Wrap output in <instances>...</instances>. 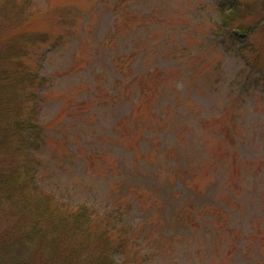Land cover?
Returning a JSON list of instances; mask_svg holds the SVG:
<instances>
[{
  "label": "rangeland",
  "instance_id": "obj_1",
  "mask_svg": "<svg viewBox=\"0 0 264 264\" xmlns=\"http://www.w3.org/2000/svg\"><path fill=\"white\" fill-rule=\"evenodd\" d=\"M34 1L39 18L29 33L44 32L48 39L31 49L28 64L47 79L39 91L38 117L49 124L40 135L47 143L36 148L40 161L34 172L36 183L70 205L85 202L98 210L123 192L128 200L123 222L138 225L139 243L150 256L146 264H264V24L250 36L252 47L247 50H229L220 42L214 51L210 43L219 0ZM196 32L201 38L193 36ZM144 34L148 40L142 39ZM257 56L260 65L249 74L260 73L259 81L253 88L245 86L250 91L237 112L238 125L232 126L231 112L225 111L234 103L226 96L229 82ZM214 64L218 65L213 74ZM130 66L138 67L137 73ZM155 68L168 78L147 74ZM121 78L134 79L133 90L142 89L144 95L131 105L129 94L112 111L107 99L126 86L116 82ZM86 98L88 103L82 105ZM131 108L130 117L117 123ZM182 109L191 111L194 129H177L184 118ZM177 112L182 115H176L179 120L173 123ZM224 125L236 134L231 148L245 159L241 168L226 159L217 162L227 154L224 148L230 141ZM211 133H222L226 143L218 146ZM183 134L193 135L217 168L210 167L213 179L202 176L189 186L203 194L181 210L185 199L178 190L183 181L169 168L178 156L202 164L196 148L185 151ZM176 137L180 147L166 152ZM97 152L104 161L93 155ZM152 184L157 186L153 189ZM149 189L179 209V220L171 205L165 211L166 225L155 237L160 247H153L148 226ZM0 221L6 224L2 217ZM33 246L34 242L18 248L12 244L2 250L0 264H28ZM111 256L118 261L122 255Z\"/></svg>",
  "mask_w": 264,
  "mask_h": 264
},
{
  "label": "trees",
  "instance_id": "obj_2",
  "mask_svg": "<svg viewBox=\"0 0 264 264\" xmlns=\"http://www.w3.org/2000/svg\"><path fill=\"white\" fill-rule=\"evenodd\" d=\"M227 1L229 0L218 1V22L215 23V38L210 44L214 51L217 50L216 45L220 42L229 50L231 48V50L235 49L234 51L247 50L252 47L251 43H248L250 36L259 32L258 27L264 24V0H230V3L226 4ZM36 6L38 4L34 0L0 2V217L6 222L2 224L0 221V257L2 250L4 252L12 244L18 248L34 242L35 246L31 249L32 254L27 261L28 264H146L148 260L146 258L150 256L144 252L143 245L139 243L138 234L141 232L138 225L132 226L123 222L126 212L123 206L128 203L123 192L116 194L107 208L98 210L85 202L70 205L59 194L44 190L36 183L34 172L36 165L40 164L36 157V148L47 143V138H41L40 135L49 125L41 123L38 117L42 97L39 91L46 86L47 79L39 77L31 64H28V60L34 53L31 49L40 47L48 39V35L44 32L29 33V29L38 17L34 12ZM205 32L206 35L210 33ZM201 35L198 32L193 34L195 38H201ZM142 39L148 40L149 35L144 34ZM219 54L221 55L220 52L217 53ZM259 56L252 62L244 64V67L229 82L231 91L226 96L234 98V103L228 105L225 111L231 112L229 123L232 126L238 125L239 122L237 112L246 97L245 93L249 90L245 86L250 85L253 88L259 81L260 73H258L259 76L253 72L249 74L260 65ZM217 62L221 63L220 60ZM218 64L211 66L213 74ZM140 65L138 63V66ZM130 69H132L131 72L137 73L138 67L130 66ZM147 74H157L162 80L168 78L165 72L158 71L157 68ZM121 79V82L118 79L116 82L126 86L118 88L116 93L107 99V105L110 104L108 108L113 109L112 111L122 106L129 99V94L133 95L131 105L139 103L140 96L144 95L142 89L133 90L134 79ZM88 101L89 99L86 98L81 103L83 105ZM76 105L74 103L72 106ZM182 112L184 118L177 129L179 131L181 128L182 131L194 129L191 111L185 112L182 109ZM131 114L132 108L117 123H120L122 119L127 120ZM176 115L182 114L173 113V123L179 120ZM183 122H185L184 125ZM224 127L228 130L227 137L230 141L224 148L227 154L219 158L217 162H223L226 159L233 161L241 168L246 161L236 147L231 148V143L236 144V134L229 126L224 125ZM183 136L185 138L182 146H185V151L196 148L202 164L199 165L192 159L178 156L175 158L176 165L173 169L169 168V171L176 170L177 177L183 181L184 187L178 190L185 199L181 210L187 208L189 200L203 194L189 186L202 176L209 175L213 179L212 170L217 168L216 161H213L215 165L210 164L211 160L208 158L212 156L205 152L207 151L205 148L198 147L199 142L193 135L187 137L183 134ZM211 136L215 138L218 146L226 143L227 137L222 133L220 135L211 133ZM180 141V138L176 137L171 146L167 147L166 152L178 150ZM93 155L102 159L100 152ZM204 163L207 165L205 169H203ZM152 185L153 189L155 185L157 186V184ZM128 188L125 190H130ZM147 192L150 194L151 202L145 209L151 212L148 226L153 235V247H160L155 237L156 234H162L166 225V220H163L166 217L165 211L171 205L174 210L173 216L179 220V209L177 205L173 206V203L160 201L151 189ZM134 193L137 194V190H134ZM262 231L264 232V228ZM146 240L149 241L150 236H146ZM112 252L120 253L121 258L115 261L111 256Z\"/></svg>",
  "mask_w": 264,
  "mask_h": 264
}]
</instances>
